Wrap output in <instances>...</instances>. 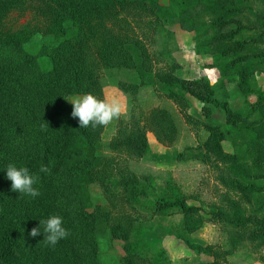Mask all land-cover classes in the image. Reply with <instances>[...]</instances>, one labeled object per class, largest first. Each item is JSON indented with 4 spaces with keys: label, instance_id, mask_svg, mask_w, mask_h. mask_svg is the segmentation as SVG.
<instances>
[{
    "label": "rangeland",
    "instance_id": "obj_1",
    "mask_svg": "<svg viewBox=\"0 0 264 264\" xmlns=\"http://www.w3.org/2000/svg\"><path fill=\"white\" fill-rule=\"evenodd\" d=\"M4 1L14 8L5 19L10 29L58 28V21L53 24L61 11L46 0ZM150 4L113 0L102 13L77 12L90 38L88 45L82 35L73 47L90 54L86 75L46 77L38 62L31 66L29 54L14 47L3 55L0 111L12 114L17 136L2 152L7 165L39 176L34 186L40 192L21 197L3 168L0 193L19 218L20 247L9 264H264V192L232 186H264V121L252 110L264 97V0ZM38 6L56 15L52 23ZM177 79H206L217 100L240 116L236 133L229 134L222 109L200 103L179 89ZM87 93L118 99L120 118L80 128L65 98ZM45 123L46 131L40 127ZM56 140L63 145L57 148ZM43 148L52 154L48 161ZM42 164L50 173L40 171ZM178 200L199 210L162 207ZM51 215L62 217L70 233L55 246L45 243L43 226L30 235Z\"/></svg>",
    "mask_w": 264,
    "mask_h": 264
},
{
    "label": "trees",
    "instance_id": "obj_2",
    "mask_svg": "<svg viewBox=\"0 0 264 264\" xmlns=\"http://www.w3.org/2000/svg\"><path fill=\"white\" fill-rule=\"evenodd\" d=\"M128 2H140L150 6V3L155 4V0H128ZM46 4L49 8H52L56 11L59 9L61 11L57 12L58 17L55 19L53 24V26L56 25V22L58 21V28L52 29L50 31V26L47 28V33H45L46 29L36 33L33 30L34 28L32 24L24 26L21 30H12L6 26L5 19L10 14V12L14 10V8L7 6L4 0H0V12L2 15V20H0V64L3 62V55L6 53L9 54L10 51L14 50L15 47L20 52H23L24 55L29 54L28 58L30 59L31 66H33L35 69L38 62L39 69L43 71L39 72L40 75L46 77H58L62 72L76 73L77 75H82L84 73L83 75H86L88 73V68H90V64L92 63H90V54L88 52L85 54H78L73 47L75 43L82 44V35L84 36V39L87 41L88 45L90 44V38L87 37L86 32H84L85 30L82 29L85 19L81 20L80 24H78L77 20H75L82 15L80 14L78 16L77 12L80 11L82 13L83 10H90L91 13H102L108 9H111L113 0H97L87 4H82L79 2L77 5L73 0H46ZM38 14L45 16L51 23L56 17V15L52 14V12L46 11L43 9V7L40 8L39 6ZM93 18L94 17L89 18L91 22L93 21ZM105 28L106 26L102 24L101 30L104 31ZM22 32H26L30 36L27 39L22 40L19 38ZM69 32L71 35L68 37V40L60 39V37H62L61 35H67ZM91 33H98V27L95 26ZM74 40L79 41L75 42ZM92 52L94 54V51ZM251 58L252 56H248L245 59L249 60ZM175 81L177 82L176 85L179 87V89L190 94L200 103L222 109L227 117L229 134L236 133L235 126L241 121L240 116L231 109L227 102H221L217 100L211 84L206 79L193 81L177 79ZM2 94L3 93L0 90V104ZM252 110L257 114H261V121H264L263 96L261 102L252 105ZM8 116L9 114H6L5 111H0V178L3 176V168L7 165V160L4 157V153L2 152L3 146L8 143L9 140L17 136V133L12 127L13 122L10 120L12 118V114H10L9 117ZM64 121L65 114L63 116L61 128L64 127ZM212 131L218 132L219 130H217V128H213ZM56 144L57 148L63 145L57 140ZM41 151L42 153H45V161H48L51 157L50 155H52L50 150L48 148H43ZM79 153L80 155L85 154L81 151ZM56 163H58L56 168H62L61 160L57 161ZM232 186L246 192H264V186L259 187L252 184L245 185L242 183H234ZM8 206V201L3 196V194L0 193V262H3L4 264H9V257L15 254L20 247V240H18L15 232V225L18 223L19 218H14L13 214L8 212ZM36 207L41 209L40 204H38ZM43 207H45L47 210H50V206L48 204H44ZM162 207L165 209L177 207L182 212L187 214L195 213L199 210L195 206L189 205L184 200H178L174 203L165 202ZM41 211L43 214H45L43 212V208ZM237 221L239 225L245 222L240 217L237 218ZM261 225L264 227V222H262ZM187 245L190 249L201 254L213 255L208 248L201 245H195L189 242H187Z\"/></svg>",
    "mask_w": 264,
    "mask_h": 264
},
{
    "label": "clouds",
    "instance_id": "obj_3",
    "mask_svg": "<svg viewBox=\"0 0 264 264\" xmlns=\"http://www.w3.org/2000/svg\"><path fill=\"white\" fill-rule=\"evenodd\" d=\"M72 106L71 116L78 118L80 128L91 126L95 129L98 126H108L114 119L120 118L123 105L116 99H100L91 93L76 95L65 98ZM47 123L41 124L42 130H47ZM7 178L11 181L12 191L21 194V197L28 195L37 197L40 195L39 189L35 187L39 181V176L30 173L27 167H17L9 163L6 167ZM40 171L50 173V168L46 165L40 166ZM41 226L45 233V243L55 246L61 239L67 238L70 234L63 227V219L59 215H51L46 220H40V227H33L30 235L36 237L40 234Z\"/></svg>",
    "mask_w": 264,
    "mask_h": 264
}]
</instances>
